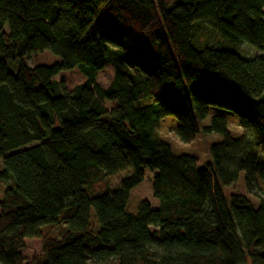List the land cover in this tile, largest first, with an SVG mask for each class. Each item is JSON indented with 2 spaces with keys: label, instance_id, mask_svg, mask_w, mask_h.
Segmentation results:
<instances>
[{
  "label": "trees",
  "instance_id": "trees-1",
  "mask_svg": "<svg viewBox=\"0 0 264 264\" xmlns=\"http://www.w3.org/2000/svg\"><path fill=\"white\" fill-rule=\"evenodd\" d=\"M199 23L264 47V0H0V264H264V60L195 49ZM43 52L59 63L23 64ZM75 68L85 81L68 91L55 77ZM209 107L231 112L241 135L213 117L202 131L222 140L205 167L154 137L171 117L191 143ZM144 170L158 204L133 215ZM242 172L257 206L225 204Z\"/></svg>",
  "mask_w": 264,
  "mask_h": 264
},
{
  "label": "rangeland",
  "instance_id": "rangeland-1",
  "mask_svg": "<svg viewBox=\"0 0 264 264\" xmlns=\"http://www.w3.org/2000/svg\"><path fill=\"white\" fill-rule=\"evenodd\" d=\"M98 22L93 23L84 38L88 39L93 36L94 29ZM193 45L195 49H221L236 53L239 57L245 60L263 59L264 60V47L254 48L246 44H231L228 41L221 38L206 24H196L194 26L193 33ZM59 63V59L49 52H43L36 55H31L23 59V64L28 67L36 66H52ZM18 63L9 64L8 71L11 74L16 73ZM113 77V68L107 65L103 70L98 72L96 76V83L103 89L107 88ZM55 81H62L65 87L70 91L75 86L82 84L85 81V77L79 72L78 69L69 71H62L56 77ZM152 103L151 98H146L135 104L136 107H143ZM213 117H220L225 120L227 131L233 138H238L241 135V129L238 127L236 117L229 111L209 107L208 116L205 120L199 123V132L195 139L188 144H183L178 141L175 136L174 130L178 126V123L171 117L161 119L153 132L154 137L164 142L170 152L174 156H190L197 160L199 168L205 167L206 163L210 161L209 148L211 145L219 143L222 138L218 134H205L202 128L209 126ZM2 170V162L0 161V171ZM131 174V170H125L108 178V186L110 191H115L118 187V182L128 177ZM245 174L242 172L239 174L237 182L231 186L222 187L223 195L225 198V204L228 205L229 197L231 195H240L247 198L254 206L258 205L256 195L248 194L244 185ZM151 179L152 174L144 170V179L141 184L135 187L131 192L126 205V212L135 214L136 208L139 202L148 201L152 206L156 207L158 201L153 199L151 192ZM260 191L258 194H264V184L260 183ZM5 189L3 183L0 184V197Z\"/></svg>",
  "mask_w": 264,
  "mask_h": 264
}]
</instances>
